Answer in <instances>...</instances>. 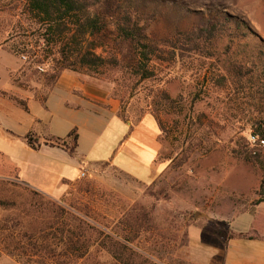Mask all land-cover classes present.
I'll use <instances>...</instances> for the list:
<instances>
[{
  "label": "rangeland",
  "instance_id": "rangeland-1",
  "mask_svg": "<svg viewBox=\"0 0 264 264\" xmlns=\"http://www.w3.org/2000/svg\"><path fill=\"white\" fill-rule=\"evenodd\" d=\"M135 6L153 18L147 30L152 37L188 31L201 25L197 14L214 12L241 19L254 36L234 44L227 38L219 41L215 47L219 62L189 54L173 66L159 64L150 81L132 75L128 56H121L112 36L97 53L116 51L122 63L118 69L99 75L65 72L43 104L39 99L47 95L50 67L46 63L36 67L25 54L12 53L11 46L25 36V18L21 5L0 0V234L5 231L20 244L8 251L0 245V264H192L191 229L226 238L231 236L228 223L244 213L253 215L254 229L264 234V204L255 205L264 182V153L247 139L254 124L264 119L263 61L252 50L264 43V0H136ZM228 59L247 74L241 79L244 92L236 90L235 77L226 90L208 96L209 86H219ZM77 86L108 94L130 125L151 115L160 100L164 103V92L175 100L173 108L159 112L167 137L160 138L157 161L151 151L158 129L157 125L156 132L149 129L150 118L129 141L135 126L130 130L109 112L100 111L96 118L68 107L74 103L71 91ZM16 101H27L29 111ZM74 129L76 156L50 151L47 159L56 163L43 165L47 174L29 175L45 179L43 186L54 196L66 193L54 198L25 185V163L37 162L25 136L34 135L41 149H60L55 146L62 142L71 148L72 139L65 140ZM29 191L44 196V202L78 208L104 236L94 235L89 254L80 260L63 252L54 226L39 239L29 238L34 226L56 223L46 211L37 216L27 209ZM42 204L36 199L38 209ZM130 222L136 227L135 236L123 232ZM123 234L133 235V241L123 243L126 249L113 247L115 236Z\"/></svg>",
  "mask_w": 264,
  "mask_h": 264
},
{
  "label": "trees",
  "instance_id": "trees-1",
  "mask_svg": "<svg viewBox=\"0 0 264 264\" xmlns=\"http://www.w3.org/2000/svg\"><path fill=\"white\" fill-rule=\"evenodd\" d=\"M7 1L21 5V12L25 18V36L20 38L17 45L11 46L10 50L16 56L25 54L36 67L45 63L50 67V74L45 80V88L48 89L47 95L44 98H38L43 104L46 103L49 94L65 72L99 75L118 69L122 63L118 57L119 54L116 55V51L112 50L113 52H108L106 56L97 53L99 49L106 48L105 41L112 36H114L113 43L117 46L121 56H128L132 75L140 77L142 81L154 79L159 64L173 66L188 57L189 54L219 62L215 50L219 41L227 38L230 44H234L237 40L254 36L241 19L223 12L209 13L208 16L197 14L201 25L194 26L188 31H178L169 38L161 39L147 33L153 18L141 13L140 8L135 6L136 0H119L115 3L113 0ZM111 27L114 29L113 32H110ZM252 48L262 58V71L264 72V43L262 42L261 46L256 47L253 45ZM225 52L227 53L228 50ZM225 63L227 65L222 66L223 74H219L218 77L220 78L219 86H209L208 96L213 91L226 90L228 87L226 84H229L235 77L238 79H235L236 83L232 84L237 91L244 92L245 86L241 79L247 74L243 73L241 65L237 62H231L228 59ZM163 101L164 103L160 100L157 104L159 106L157 108L155 106V109L150 113L157 122L161 139L167 137V132L159 112L166 107L173 108L175 104V100H172L165 92ZM17 104L25 112L29 111L27 101H19ZM118 117L127 123L120 113H118ZM254 128L253 133L263 137L264 119L256 122ZM70 139H72L71 148L66 147L64 142L55 147L62 149L70 157H75L78 148L76 129L70 132L65 142ZM25 143L33 151L41 149L39 140L32 134L25 136ZM52 148L54 147L52 146ZM250 155L253 158H258L257 154ZM28 194L30 198L26 207L29 211H34L33 213H36L37 216H41V212L46 211L52 215V219L56 220V223L53 224L50 221L34 226L31 228L29 238L39 239L54 226L59 235L63 252L80 260L89 254L92 237L94 235L104 236V232L92 224L89 216L78 208L73 206L64 208L51 201L44 202V196L33 191H29ZM257 197L255 205L264 204V182L259 187ZM36 199L43 203V207L39 205L41 209L35 206ZM36 215H33L35 219H39ZM126 231H129V234L133 232L134 236L137 233L135 225L131 222L123 230L124 233ZM27 236L28 234H25V237ZM104 238H109V236L106 235ZM115 239L113 247L119 246L126 249L123 243H131L133 235H117ZM121 242L122 246H120ZM0 245L5 251H8L10 248L17 249L20 244L19 242L15 243L14 237L3 231L0 234ZM30 246L37 249V244L31 243ZM46 249L49 248L45 247V252ZM114 255L116 260L121 261L120 257ZM1 256L0 249V258Z\"/></svg>",
  "mask_w": 264,
  "mask_h": 264
},
{
  "label": "crops",
  "instance_id": "crops-1",
  "mask_svg": "<svg viewBox=\"0 0 264 264\" xmlns=\"http://www.w3.org/2000/svg\"><path fill=\"white\" fill-rule=\"evenodd\" d=\"M56 87L57 86H55L54 89ZM71 92L74 103L70 104V106L68 105V107L73 109L75 112H86V115H90V117L99 118L101 116V112L103 111L109 112L110 114L118 117L120 105L116 100L109 98L108 94L88 86H77ZM148 118L151 119L149 129H153V131L156 132L155 125H157V122H154L155 119L151 115H146L135 125L126 123V125L129 126V129L131 126L132 128L135 126L129 141H132L137 136L140 128L144 125ZM157 129L158 134L155 137V143H153L154 150L151 151V157L153 158L154 163L159 158L161 152L158 125ZM47 149L42 148L38 151H33L30 149L36 156L37 162H31V164L25 163L24 183L25 185L46 195L59 198L63 196L66 191H63L64 193L60 192L59 196H54L46 189V187L43 186L45 179L37 180L33 178L30 179L29 177L31 172L34 173V171H36L38 174L42 172L41 174L45 176L47 172L43 165H45V163L46 165H49V162L53 164L56 163L53 160L47 159L46 153L56 150L60 151L62 155H68L65 154L66 152L60 149ZM58 165H60V163H58ZM78 179L79 176L76 178L75 182ZM228 224V230L231 233V236L226 238L220 234H211L208 232H201L194 228L191 229L188 253L189 260L192 264H264V234L259 233V231L254 229L253 215L250 213L241 214Z\"/></svg>",
  "mask_w": 264,
  "mask_h": 264
},
{
  "label": "built area",
  "instance_id": "built-area-1",
  "mask_svg": "<svg viewBox=\"0 0 264 264\" xmlns=\"http://www.w3.org/2000/svg\"><path fill=\"white\" fill-rule=\"evenodd\" d=\"M23 60H25V57H23ZM248 143L252 148H256L257 150L264 153V136L260 137L256 135L255 133H250L248 136ZM80 177H84V173L80 174Z\"/></svg>",
  "mask_w": 264,
  "mask_h": 264
}]
</instances>
